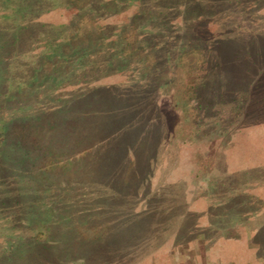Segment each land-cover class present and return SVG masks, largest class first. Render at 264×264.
I'll return each mask as SVG.
<instances>
[{
  "label": "rangeland",
  "instance_id": "374dc122",
  "mask_svg": "<svg viewBox=\"0 0 264 264\" xmlns=\"http://www.w3.org/2000/svg\"><path fill=\"white\" fill-rule=\"evenodd\" d=\"M169 1L0 0V264H264V0Z\"/></svg>",
  "mask_w": 264,
  "mask_h": 264
},
{
  "label": "trees",
  "instance_id": "16d2710c",
  "mask_svg": "<svg viewBox=\"0 0 264 264\" xmlns=\"http://www.w3.org/2000/svg\"><path fill=\"white\" fill-rule=\"evenodd\" d=\"M197 1V5L198 6H204L205 8H206V5H208L207 3H206V1H212V0H196ZM214 2H217V4H221V5H230V7H232V5L233 6H235L237 3H235L233 0H213ZM176 2H178V0H170L169 1V5H168V9H170V10H172V11H175L173 14H175L176 12H178L177 11V6L179 5V4H177ZM248 2H250L249 0H248ZM175 3V4H174ZM231 3H234V4H231ZM213 4V3H212ZM29 7V6H28ZM26 8V7H25ZM148 19H152V17H148ZM159 20H161V22H163L162 21V18L161 17H158V21ZM239 20H241V19H239ZM107 32H110V30L109 29H105V31H104V34H106ZM210 33V32H209ZM103 38H105V37H103ZM156 39V38H155ZM119 40H120V37H119ZM145 40H147V36L146 37H144V39H142V40H138V44L140 45H143L142 43L144 42V44H145ZM216 45H218V46H220V45H222V44H225L226 45V43H224L223 42V40L224 39H217L216 38ZM156 41V40H155ZM159 42V41H158ZM109 45L110 46H112V47H114V51H113V56L114 57H118V55L120 54V53H122L123 52V45L121 44V42H117V41H115V42H108V43H106V44H104V45H102L101 46V48H104L105 49V51H106V46L107 47H109ZM155 46V44L153 45V47ZM140 47V46H139ZM163 47H166V51L168 52V47L167 46H163V44H161L159 47H156V48H154L155 49V52L157 53V57H160V49L161 48H163ZM83 48V50L85 51L86 49H84V48H86L85 46H83L82 47ZM88 48V47H87ZM223 50V51H222ZM89 50L87 49V53H86V55L85 56H82L81 55V59H79V57H76L77 59L76 60H72L73 62V70H79V68L81 69V70H83V71H85V69H87L84 65L85 64H90V62L88 61V56L91 54V53H93L92 51L90 52H88ZM96 51V50H95ZM164 51H165V48H164ZM165 51V52H166ZM220 51H222V52H224V51H227V50H225V48H221L220 49ZM108 52V51H107ZM154 52V53H155ZM166 52V53H167ZM83 53V52H82ZM166 53H165V58L159 63V66H162V64L164 65V63H165V59H171V57H168V58H166ZM225 53V52H224ZM75 54V53H74ZM112 54L110 55V56H108L109 58L110 57H112ZM71 56H75V55H71ZM96 59H97V57H94L93 59H92V61L93 62H97L96 61ZM118 60L116 61V63L114 62V64H112V66H115L116 64H121V63H123V65L124 66H126L127 65V61H126V59L124 58V59H119V57L117 58ZM167 60H166V63H165V65H168V63H167ZM70 62V61H69ZM85 62V63H84ZM120 62V63H119ZM125 62V63H124ZM228 63H229V61L227 62V65L225 66V68L228 66ZM84 64V65H83ZM233 64V63H232ZM231 62H230V64H229V69H230V67H231ZM159 66H156V65H154L153 66V68H152V70H154L155 68H157V70H154L155 72H156V74H159L160 75V73H161V71H160V68H159ZM42 66H40V70H39V72L41 73V71H42V69L43 68H41ZM89 71V70H88ZM153 71V72H154ZM230 71V70H229ZM43 73V72H42ZM41 73V74H42ZM149 73H150V71H149ZM73 75V74H72ZM42 77H43V74L41 75ZM51 76L52 75H50V76H48V77H50L51 78ZM48 77H46V78H48ZM39 78H40V76H39ZM37 81H39V80H37ZM212 82V80H202L201 82H199L198 81V84L197 85H194V88H193V95H192V98H191V102H192V104H191V107H193V109L195 110L196 108V112H198V110H205V112H204V115L205 116H209L212 120H214L215 122H216V120H219V119H222L224 116H226V113L228 112H226V113H224V112H219V111H215V113H216V115L215 114H213L212 113V106H213V100H212V98H211V94L212 95H214L216 92H218V90L219 89H222V88H225V89H228L229 90V88H227L226 86H224V84H222V88H221V86L220 85H218V84H220V83H222V82H217V85H216V89H215V85L214 84H212L211 83ZM160 83V82H159ZM158 83V84H159ZM30 88V87H29ZM200 93V95L199 96H197V97H195L194 96V94H197V93ZM199 97V98H198ZM196 104V108H195V105ZM193 105V106H192ZM243 106V105H242ZM238 108H241V105H239V107ZM234 114H236L237 112L235 111V112H233ZM224 120V119H223ZM211 124H214L213 122H211ZM15 151H17V153L16 154H14L13 155V153H12V148H10V150H9V152L11 153V154H6V159H7V161H9V167H14V168H16V166H23V165H27V161H30V156H29V150H27V151H25L24 150V148L23 147H19V149H17V150H15ZM18 162H20V164H17ZM11 199H13V198H11ZM5 200H3V201H1V204L3 205V202H4ZM127 219V217L125 218V219H123V221L124 220H126ZM122 221V219H121V222H120V225H121V229H123V230H125V228H126V224H124V222ZM15 246H17V245H15ZM16 248H19L18 246L16 247ZM28 252L30 251V250H27ZM26 251V252H27ZM15 252H17L16 253V255H17V257L16 258H20V257H22V256H24L25 254H27L26 252H24V251H15ZM11 256V255H10ZM10 258V257H9ZM17 260L18 259H16V262H17ZM12 262V261H11ZM14 262V261H13ZM18 264V263H17Z\"/></svg>",
  "mask_w": 264,
  "mask_h": 264
}]
</instances>
